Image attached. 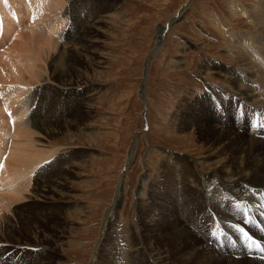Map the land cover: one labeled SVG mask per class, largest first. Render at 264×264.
Here are the masks:
<instances>
[{
  "label": "rangeland",
  "instance_id": "obj_1",
  "mask_svg": "<svg viewBox=\"0 0 264 264\" xmlns=\"http://www.w3.org/2000/svg\"><path fill=\"white\" fill-rule=\"evenodd\" d=\"M0 1L5 11L0 12V118L7 126L0 148L6 170L12 169L8 165L13 164L12 151L31 157L25 148L21 155L25 140L12 134V126L21 128L25 116L30 121L27 129L37 133L32 136L30 151H55L33 168L22 197L13 198L0 187V205L15 201H11L10 211L0 214V224L4 222L5 229L12 231L5 232L6 237L13 235L35 244L32 233L37 227L45 255L30 244L22 249L1 245L0 264H198L197 258L184 255V239H171L162 221L182 214L204 234L212 235L219 219L228 226L232 223V219L221 218L225 206L255 201L260 194H253L250 188L264 190V143L250 154L236 141L222 144L214 137L219 120L224 129L246 138L252 133L236 126L233 107L255 101L258 97H246L247 101L239 93L253 94L249 91H261L264 84V54L260 50L264 47V0H62L56 16L48 8V0H34L35 4L30 0ZM102 10L109 14L98 31L92 28V21ZM173 16L177 18L168 26ZM52 19L61 22L57 29L65 35L58 45L61 50L85 28L95 41L92 47L97 54L87 61L96 64L100 60V66L95 67L99 74H94L99 78H92L88 65L74 55L75 46L66 50L69 55L62 67L67 77H74L78 68L87 72L94 82L86 91L63 89L54 73L57 57L45 58L39 49L43 39L36 38L35 32L46 29L45 23ZM166 26L160 51L152 57L154 37ZM236 46L250 53L243 52L255 64L240 62ZM36 58H40L37 64H45L44 79L37 83L28 74L21 75L29 85L28 110L19 118L18 113L11 116V109L21 102L14 103L12 96L14 87L20 86L17 72ZM248 65L252 69L246 68ZM146 71L148 103L144 105L140 88ZM262 112L259 114L264 117ZM198 120L216 127L200 126ZM65 122L73 126L71 130L61 131L57 126ZM42 125L52 128L51 133H43L46 140L40 139ZM135 136L134 156L124 170ZM255 137L264 141V136ZM254 165L260 172L249 176ZM123 171L119 203L104 224ZM55 175L59 181L54 180ZM48 181H56L55 189L45 192V200H35V190ZM225 238L227 243L217 239L215 247L210 245L215 254L205 253L203 259L227 258L221 254L225 252L231 262L220 264L240 261L237 235L229 233Z\"/></svg>",
  "mask_w": 264,
  "mask_h": 264
},
{
  "label": "bare ground",
  "instance_id": "obj_2",
  "mask_svg": "<svg viewBox=\"0 0 264 264\" xmlns=\"http://www.w3.org/2000/svg\"><path fill=\"white\" fill-rule=\"evenodd\" d=\"M21 1V0H20ZM61 1L62 0H48V8L49 9H52V11L54 10V14L53 15H57L59 14V8L62 6L61 4ZM31 4H35V1L34 0H30L29 1ZM41 2V1H40ZM65 2V1H63ZM40 4V3H39ZM44 4V3H43ZM41 4V6L43 5ZM17 5V4H16ZM20 5V4H19ZM37 5V4H36ZM65 5V4H63ZM115 5V4H114ZM24 6V5H23ZM22 6V7H23ZM17 7V6H16ZM24 7H27L26 5ZM47 7V6H46ZM45 7V8H46ZM64 7V6H63ZM103 7V6H102ZM28 8V7H27ZM109 8V7H108ZM17 9V8H16ZM22 9V8H21ZM38 9V8H37ZM41 9V8H39ZM44 9V8H42ZM64 9V8H63ZM25 10V8H24ZM47 10V9H46ZM111 10V9H110ZM38 11V10H37ZM72 11V10H71ZM0 12H4V7L2 6V3L0 1ZM24 12V11H23ZM74 12V11H73ZM109 10H102L97 16L95 19H93V26L92 28H95L96 30L100 31L102 28L100 27V24L106 22V19L108 17V13ZM48 13V11H47ZM108 13V14H107ZM111 13V12H110ZM52 14V12H51ZM77 14V13H76ZM26 15V14H25ZM75 15V14H73ZM78 15V14H77ZM5 16V15H4ZM21 16V15H20ZM25 17V16H24ZM66 17V16H65ZM177 18V16H173L170 21L168 22V26L173 22L175 21V19ZM263 18V17H261ZM58 19V17H57ZM41 20V19H40ZM261 20V19H260ZM49 21V20H48ZM12 23V22H11ZM61 22H57V20H51L49 21L48 23L46 22V29H41L40 31H36L35 32V37L36 38H41L43 39L40 43V51L41 53H43V56L45 58L49 57V55H54L55 58L57 57V59L54 60L55 62V68L57 69L54 73L55 75L59 76V80L58 83L59 85L63 88V89H66V90H70L71 91H86L88 90V88L90 86H92V82H94L93 80H91L90 76H88V73L87 72H83V69L81 70L80 68H78L76 70V75L73 77V76H65V70L62 72V67L64 66V63L66 64V56L69 55L68 51H66L67 49H69V47H72V46H75L77 48H75V51L74 52V55L76 57H78V59L80 61H84L87 65H88V69L89 71L91 72L92 74V78H99V77H95L94 74H99L96 72L95 70V67L97 66H100L99 62H97L96 64H94L92 61H87L89 58L93 59V57L97 54V52L93 49L92 45H93V42H95L92 38H89L87 36L88 34V29L85 28L83 31L80 30V33L79 35H77L71 42L70 44H68L69 46H64V49L61 50L60 48H58V45L61 43V41L65 38V35L63 33L62 35V31L61 30H58L57 27L60 25ZM37 25V24H36ZM44 25V24H42ZM168 26L166 27H161L159 28L160 30L158 31V34L154 37V40H153V44H154V47H153V50L151 51L150 55L152 57H154L155 55H157L160 51V48L163 44V34H165L164 31H166V29L168 28ZM82 27V26H81ZM2 30L1 28V25H0V31ZM38 30V29H37ZM58 32V33H56ZM33 34V32H31ZM30 33V34H31ZM29 34V33H28ZM31 36V35H30ZM52 36H54V38L51 40L50 38H52ZM8 37V36H7ZM23 37V36H21ZM32 37V36H31ZM34 37V38H35ZM247 37V36H246ZM35 38V39H36ZM88 38V39H87ZM16 39V38H15ZM14 39V40H15ZM21 39V38H20ZM61 39V41H60ZM13 40V41H14ZM32 42H33V39H31ZM85 42H82L84 41ZM234 40V39H232ZM60 41V42H59ZM12 42V41H11ZM30 41V43H32ZM35 42L37 43V41L35 40ZM232 42V41H231ZM251 42V41H250ZM256 42V41H255ZM29 43V45H30ZM35 43V44H36ZM15 44V43H14ZM25 44V42H24ZM264 44V43H263ZM37 45V44H36ZM240 45V44H239ZM238 45V46H239ZM26 46V44L24 45V47ZM31 48H32V45H30ZM39 46V45H38ZM234 46V45H233ZM15 47V46H14ZM35 47V46H34ZM28 48V47H26ZM30 48V47H29ZM28 48V50H29ZM30 48V49H31ZM90 48L92 49V51L90 52ZM238 52H239V61L242 62V61H247V60H250L247 58L246 54H244L243 52H246L247 55L250 54L248 53L243 47H235ZM23 49V48H22ZM263 50V54H264V47L260 46V50ZM37 50V49H36ZM35 50V51H36ZM74 50V49H73ZM259 50V49H258ZM34 51V52H35ZM25 52V51H23ZM29 52V51H28ZM258 53V51H255ZM22 53V52H21ZM38 52H36L35 54H37ZM6 54V52H5ZM27 54V52L25 53V55ZM68 54V55H67ZM4 55V54H3ZM23 55V54H22ZM29 55H31L29 53ZM29 55H26L27 57ZM40 55V54H39ZM149 55V56H150ZM257 55V54H256ZM26 56H23V57H26ZM32 59H34L33 55H31ZM40 57V56H37V58ZM264 57V55H263ZM35 60V62H32L31 63H24V67L21 65V66H18L19 67H23V70L21 71H18L17 74V78L21 79L19 81L20 83V86L18 87H14V91H12V96H13V102L14 103H18L19 100H21L20 103H18L14 108H12V113H11V116L15 114H19L17 118H19V116L21 114H23L25 111L28 110V106H27V103H28V100L30 98V90L27 91L28 89L25 85V82L22 81L23 78H21V75L22 74H28L30 78H35V82L42 79H44V74L46 73L45 71V64L44 65H40L37 64V61L40 59H37ZM44 58V59H45ZM16 59V58H15ZM31 59V58H30ZM50 59V58H49ZM264 59V58H263ZM23 60V59H22ZM20 59V62L22 61ZM28 61V59H26ZM48 60V59H46ZM17 61V60H16ZM41 61V60H40ZM50 61V60H49ZM48 61V62H49ZM258 61V60H257ZM18 62V61H17ZM23 62V61H22ZM21 62V64H22ZM42 62V61H41ZM46 62V61H45ZM250 62H252L253 64L254 63V60H250ZM35 63V65H34ZM44 63V61L42 62V64ZM246 63V62H245ZM20 64V63H19ZM99 64V65H98ZM252 64V65H253ZM16 65V64H15ZM148 65V63H147ZM257 65V64H256ZM7 66V65H6ZM255 66V65H254ZM9 68V67H8ZM13 68L14 65H13ZM246 68L248 69H252L251 66H247ZM260 68V67H259ZM258 68V69H259ZM15 70V69H14ZM245 70V69H244ZM243 70V71H244ZM247 70V69H246ZM261 70V68H260ZM1 71V69H0ZM11 73H14V72H11ZM144 79H143V82L141 84V88H140V98L142 99L143 101V104L144 105H147L148 103V100L145 96V93L146 91H144V88H145V85L147 83V80H148V72H144ZM16 75V73H15ZM2 76V75H1ZM3 77V76H2ZM264 77V76H263ZM7 78V77H6ZM47 78V77H46ZM228 78V77H227ZM17 79V80H19ZM6 80V79H5ZM32 80V79H31ZM145 80V81H144ZM233 80V79H232ZM262 80V79H261ZM3 81V80H2ZM16 81V80H15ZM39 81V82H40ZM42 82V81H41ZM40 82V83H41ZM233 82V81H232ZM258 82V81H257ZM256 82V83H257ZM10 83V81H9ZM45 83H50L52 84V82L48 79H45ZM260 83V82H258ZM18 84V83H17ZM56 84V83H55ZM53 83V85H55ZM240 84V83H239ZM25 85V86H24ZM33 85H36V83H34ZM57 85V84H56ZM260 85V84H258ZM58 86V85H57ZM58 86V87H60ZM253 86V85H252ZM2 87V86H1ZM51 87V86H50ZM54 87V86H53ZM256 87V86H254ZM146 89V88H145ZM257 89V88H255ZM241 90V89H240ZM261 91H249L253 94H247V93H242L240 95L241 98L247 100L246 97H258L257 99H255V101L253 102H248L247 103H244L243 107H250L252 105V107H256L260 110V109H263L264 110V84L262 85ZM64 91V90H63ZM93 91V90H92ZM56 93V92H55ZM58 93V92H57ZM62 93V92H61ZM11 95V94H10ZM85 96V94H84ZM83 96V97H84ZM54 97V96H53ZM86 98V96L84 97ZM246 101V102H247ZM262 102V104L260 103ZM11 103V102H10ZM82 103V102H80ZM247 104V105H246ZM22 107H25L24 109H22ZM252 107H250L251 109H253ZM235 109H236V106L233 107V116L235 114ZM257 110V109H256ZM1 111V110H0ZM259 113V111H257ZM264 112V111H263ZM262 112V113H263ZM32 113V112H30ZM240 114H248V113H241V111L239 112ZM221 114V113H220ZM264 114V113H263ZM222 115V114H221ZM28 116H30V114L28 113ZM144 116L146 118L147 114L146 112L144 113ZM217 119V118H216ZM1 118H0V137H2L4 134H5V127H7L5 124H3L1 122ZM21 123L23 125H20L21 128L18 126L14 127L12 126V134H13V137L16 138H21L22 141L25 140V145L23 147H21L22 151H21V155H23L25 153V150L28 151V156H31L29 158L27 157H23V156H20V155H17L15 153V151H12L13 153H11V163L13 164H8L10 167H12L11 170H6L7 168V165L5 164V158L4 156L2 155V150L0 148V187H4L6 189V191L10 194H12V197L15 196L16 199L17 197H22L23 193H27V189H28V181H29V175L31 173V171L33 170V168L37 167L39 163H45L46 161V158H48L50 155H52L54 152H48L46 151L47 153L45 154L44 151L41 152V150H32L33 147H31V145L34 146V144L31 143L32 141V136L34 134V132H30L27 128L29 127V119L25 116L23 120H20ZM145 121H147L145 119ZM51 122V120H50ZM58 122V121H57ZM217 122V121H216ZM37 123V122H36ZM53 123V122H52ZM51 123V124H52ZM202 123L204 124L205 127H210L211 129L213 127H216L215 125L211 124L210 122L207 123V120L204 121V120H198V124H200V126H202ZM47 124V122H46ZM147 124V123H146ZM33 125V124H32ZM38 125V124H37ZM44 127V125H42ZM60 127L61 131H69V129L71 130L73 126H71L69 123H63V124H59L57 125ZM42 127V128H43ZM52 127V125H51ZM54 127V126H53ZM32 128V127H31ZM34 128V127H33ZM32 128V129H33ZM234 128L238 131V129L236 128V126H234ZM9 129V128H8ZM55 129V127H54ZM53 129V130H54ZM209 129V128H208ZM10 130V129H9ZM41 132V137H40V133L38 135V137H40V139L42 140H46V138H43V133H51L52 131V128H50V130L48 128H43L42 130L41 129H38ZM242 131H244L243 128H241ZM249 131V130H247ZM246 131V132H247ZM10 132V131H9ZM54 133V132H53ZM56 133V132H55ZM34 135H37L34 134ZM249 137H244L242 135H239L237 134L236 132H233L231 130H227V129H224V125L222 124V121L219 120V128L217 129V131H214V137L216 138V140H218L219 142H223L222 144L226 143V144H231L233 143L234 141H236L238 143V145L242 146L244 150H246L248 153H253L256 151L257 149V146L264 143V141H260V139L256 138L252 133L248 134ZM53 136V135H52ZM55 136V135H54ZM253 136V137H252ZM36 137V136H34ZM48 139L51 140V136H47ZM20 139V140H21ZM24 139V140H23ZM35 139V138H34ZM33 142V141H32ZM31 143V145H30ZM36 143V142H35ZM24 144V143H23ZM44 145V144H43ZM41 145V146H43ZM136 145H137V136H135L133 142L131 143L130 145V148H129V153H128V157H127V161H126V164L124 166V170L125 168L127 167L128 164H130V162L132 161L133 159V156H134V151H135V148H136ZM36 146H37V143H36ZM39 146V144H38ZM259 147V146H258ZM25 148V150H24ZM30 148H32L30 151ZM44 148V147H43ZM47 148V147H46ZM224 148V147H223ZM14 149V147H13ZM36 149V148H35ZM53 150V149H52ZM50 151V150H49ZM11 152V151H10ZM35 152V153H33ZM41 153V154H40ZM44 153V154H43ZM32 154V155H30ZM263 158H264V153H263ZM54 157V156H53ZM52 157V158H53ZM51 158V159H52ZM50 159V160H51ZM223 159H225V157H223ZM9 162V161H8ZM256 163V162H255ZM14 167H13V166ZM42 165V164H41ZM68 168V167H67ZM8 169V168H7ZM251 170L249 172H247V174L249 176H252L254 174H257L259 173L260 171L257 169V166H253L252 168H250ZM261 169V168H260ZM214 170V169H213ZM216 170V169H215ZM217 171V170H216ZM125 171H123L122 175L120 176V183H118V189H117V192L115 193L114 197H113V200H112V204L111 206L108 208V210H106V213H105V217H104V224L107 223L109 221V218L112 216V214L114 213V210L115 208L117 207L118 203H119V200H120V197H121V192H122V185H123V182H124V173ZM219 172V171H218ZM189 173V172H188ZM35 174V172L33 173V175ZM53 176V175H52ZM213 176V175H212ZM245 176V175H244ZM54 180H56V178H58V176H54L53 177ZM215 179V178H214ZM33 180V178H32ZM49 180V179H48ZM60 179L58 178L56 181H59ZM47 181V180H46ZM53 181V180H52ZM56 181L52 182V184H50L48 181L47 183H45L44 185L40 186L39 189H36L35 190V196H33L35 198V200H39L42 201L43 199L45 200V198L47 197L45 192L47 191H52V185L53 183H55ZM62 182V181H61ZM212 182V181H211ZM206 183V182H205ZM214 183V182H213ZM216 183V182H215ZM59 184V183H58ZM63 184V183H62ZM197 185V184H196ZM206 185V184H205ZM57 186V185H56ZM208 186H211V185H208ZM218 186V185H217ZM220 187V186H219ZM205 188V187H204ZM55 188L53 187V190ZM195 189V188H194ZM220 189V188H219ZM59 190V189H58ZM184 190V189H183ZM205 190V189H204ZM196 191V190H195ZM218 191V190H217ZM197 192V191H196ZM204 193V192H203ZM202 193V194H203ZM10 194H9V199L11 200L12 197H10ZM27 195V194H25ZM31 195V194H29ZM199 195V194H198ZM205 195V194H204ZM13 197V198H15ZM224 197V196H223ZM262 197L261 195L259 196H255V201L254 203H242L240 202L243 207L247 205V208L248 209H251L256 203L255 202H262ZM198 198V197H197ZM206 198V197H205ZM20 199V198H19ZM196 199V198H195ZM211 199H212V196H211ZM15 200V199H14ZM29 200V199H28ZM207 200V199H206ZM12 203L13 200H11ZM11 201H9L10 203H7L5 205H0V214L3 213V211L6 209V210H9V208L12 206L11 204ZM17 201V200H16ZM22 201V199H21ZM27 201V199H26ZM26 201L24 203H26ZM28 202V201H27ZM31 202V201H30ZM38 202V201H37ZM206 202V201H205ZM196 203V202H195ZM204 203V201H203ZM209 203V202H208ZM212 203V201H211ZM238 203V202H236ZM174 204V203H173ZM188 204V203H186ZM203 205V204H202ZM237 204H233L231 206H225L224 207V211H225V214L223 212V216L221 217L222 219H225V218H229V219H232V223L228 226L226 223H223L220 219L218 221V224L216 225V228L214 230L213 233H215V236H213V233L212 235L209 234V235H206L204 234L200 229H197L195 227V225L190 222V220H188L185 216H182L181 214V217L179 218H176L175 216L174 217H169V218H166L164 221H162V226H164L166 228V232L169 234V236L171 237V239H175L176 241H179V238H183L185 243H183V246H185L186 244V247H185V250H184V255L189 257L190 259H192L193 257L194 258H197V261L198 264H207V263H210V264H220L224 261L226 262H231V258L229 255L225 254V252H221V254L224 256V257H227V258H223V257H220V256H213V257H208L207 258V261L206 259H203L205 253H208V255L210 254H215L214 252H212V250L209 248L210 245H214L215 247V244L216 243V240L218 239L219 242L221 243H227L226 242V238L225 236L229 233H235L237 235L238 231L242 230V228L246 225V218L243 214L239 213V209L236 207ZM192 206V205H191ZM205 206V205H204ZM31 207V206H30ZM195 207V206H194ZM197 208V207H196ZM210 208V207H209ZM207 210V209H206ZM10 211V210H9ZM185 211H189V207L185 209ZM203 211V210H202ZM208 211V210H207ZM176 213V212H175ZM178 213V212H177ZM181 213V212H180ZM164 214V213H163ZM162 214V215H163ZM220 214V213H219ZM176 215V214H175ZM185 215V214H184ZM178 216V215H176ZM167 217V216H166ZM40 218V217H39ZM237 219V220H236ZM27 220V219H26ZM5 221V219H4ZM6 222V221H5ZM257 222L259 224L260 227L263 228V224H262V218H257ZM6 224V223H5ZM8 224V222H7ZM221 224L224 226L225 230L222 228ZM17 227V226H16ZM20 228V227H19ZM105 228V226H104ZM29 229V227L27 228ZM31 231V230H30ZM5 232L7 233H12L11 230H6L5 229V226H4V222H1L0 224V246L1 245H9L11 247H15V248H26L25 245H34L35 246V249L39 250L41 249L42 250V256H44L45 252L43 251L44 250V247L42 246V244L40 243V240L37 236V234H39V231L37 230V227H35V232L32 233V236L35 237V244H31V243H28V242H21L19 238H16L14 237L13 235L9 238L6 237V234ZM31 233V232H30ZM249 236H251L252 238H254L255 240H257L261 245H262V249L264 250V233H262L259 229H255V228H251L250 231L247 233ZM151 236V235H150ZM219 236H223L221 239L219 238ZM38 238V239H37ZM152 239V238H151ZM237 239V238H236ZM237 244L238 246H241L238 239H237ZM41 244V245H40ZM180 245V244H179ZM34 246H30V247H34ZM42 246V247H41ZM221 248L224 247L223 245H219ZM29 247V246H28ZM29 247V248H30ZM100 247V246H99ZM134 247V246H133ZM14 248V249H15ZM7 250H10L7 249ZM143 250V249H142ZM224 250V249H221V251ZM11 251V250H10ZM144 251V250H143ZM242 251V250H241ZM141 252V251H140ZM217 252V251H216ZM147 253V252H146ZM0 254H2L0 252ZM4 254V253H3ZM96 254V253H95ZM140 254V253H139ZM147 255L150 257V255L147 253ZM207 255V254H206ZM141 256V255H140ZM2 257V255L0 256ZM164 257V256H163ZM42 258V257H41ZM166 258V257H165ZM1 259V258H0ZM44 259V257H43ZM163 259V258H162ZM188 259V258H187ZM202 260H204V262H202ZM185 261V260H184ZM43 262V261H42ZM39 264H43V263H39ZM162 264V263H161ZM165 264V262H164ZM234 264H264V260L263 259H258V258H253V257H247L245 255L242 254V256L240 257V261L238 260L237 262H235Z\"/></svg>",
  "mask_w": 264,
  "mask_h": 264
},
{
  "label": "snow or ice",
  "instance_id": "obj_3",
  "mask_svg": "<svg viewBox=\"0 0 264 264\" xmlns=\"http://www.w3.org/2000/svg\"><path fill=\"white\" fill-rule=\"evenodd\" d=\"M261 127H264V117H261V124H260ZM2 167V166H0ZM242 205L238 204L236 205L237 208L241 207ZM261 207H264V205H261ZM213 236H215V233H213ZM264 251V250H262Z\"/></svg>",
  "mask_w": 264,
  "mask_h": 264
}]
</instances>
